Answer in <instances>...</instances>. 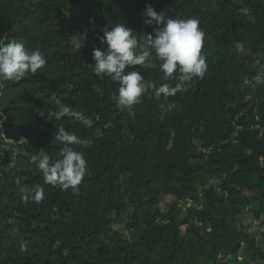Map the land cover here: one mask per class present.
Listing matches in <instances>:
<instances>
[{
    "label": "trees",
    "instance_id": "1",
    "mask_svg": "<svg viewBox=\"0 0 264 264\" xmlns=\"http://www.w3.org/2000/svg\"><path fill=\"white\" fill-rule=\"evenodd\" d=\"M147 5L199 21L207 70L175 96L157 99L149 87L131 110L119 109V84L95 75L93 51L106 50L103 33L117 23L138 36L153 33ZM26 19L40 37L12 31ZM2 35L26 39L47 63L34 74L38 89L0 107L7 117L0 125V264H264L241 222L251 204L258 216L264 212V137L251 129L257 118L264 126V84L254 80L264 68V0H0ZM155 64L126 71L156 87L175 86ZM3 88L0 82V94ZM54 98L92 127L56 120ZM234 123L243 127L236 139ZM61 126L88 142L71 146L87 162L75 191L45 183L33 160L40 149L52 162L61 158ZM209 147L215 151L206 157ZM208 178L221 180L222 193L203 190ZM169 195L175 202L163 210ZM189 198L198 208L183 216L177 204Z\"/></svg>",
    "mask_w": 264,
    "mask_h": 264
},
{
    "label": "clouds",
    "instance_id": "2",
    "mask_svg": "<svg viewBox=\"0 0 264 264\" xmlns=\"http://www.w3.org/2000/svg\"><path fill=\"white\" fill-rule=\"evenodd\" d=\"M145 23L156 25L153 33L138 36L132 29L117 23L110 30L104 31L101 43L106 50L93 51L92 70L95 75L103 78L111 77L119 84L118 96L115 103L119 109H129L137 104L140 97L151 87L154 96L159 99L175 96L186 91V84L195 78H202L207 70L205 56L202 55L204 33L199 28V21L195 18H169L164 12H157L151 5L146 6ZM83 37L76 36L73 41L75 49H80ZM159 61V68L163 72V79H175L177 83H168L156 87L144 81V77L137 71H126L131 66L153 68ZM47 60L40 50L29 51L26 45L16 39L0 37V82L21 81L29 74H37L45 67ZM178 75H174L177 74ZM256 84H264V68L254 77ZM57 110L52 113L56 120L64 117L72 118L73 122H80L85 127H92L93 121L79 111L72 110L61 99L54 98ZM169 105V110L174 107ZM50 119V118H49ZM55 140L64 145L59 159L52 162L45 149H40L37 167L43 175L45 183L59 186L61 190H76L87 173V162L83 153L75 151L72 145L87 144L74 132L67 131L63 126L57 128ZM43 196L40 187L33 189L32 198L39 202ZM27 198V197H25Z\"/></svg>",
    "mask_w": 264,
    "mask_h": 264
},
{
    "label": "rangeland",
    "instance_id": "3",
    "mask_svg": "<svg viewBox=\"0 0 264 264\" xmlns=\"http://www.w3.org/2000/svg\"><path fill=\"white\" fill-rule=\"evenodd\" d=\"M15 5H18V3H15ZM104 17L107 18V16H104ZM22 28H26V29L30 30V33L32 35L40 37V33L34 28V26L32 24V19H26L22 24L15 26L12 31L15 32V33L16 32H20V30H22ZM7 39H16L18 41L23 42L26 45V39H24V38L11 36V37H6L5 41ZM26 48H27V45H26ZM240 53L241 54H246L247 52L245 50H243L242 48H240ZM18 82L20 83V81H18ZM18 82H16V81H11V82L4 81L3 82L4 85H5V88H3V91L0 94V107H3L4 105L9 104L13 99L16 98L17 94L19 92H21L22 90L38 89V84L35 82L33 74H29L25 78V81L21 82V84L19 86H12L13 84L18 83ZM6 118H7L6 116H4L3 118H0V125H2V126L4 125ZM3 149H4V146L0 143V150H3ZM212 179L213 178H208L207 179V184H206V186L204 187L203 190H207L209 188H212V181H211ZM217 182H219V179H218ZM245 194H246V196H249V197L256 196V193H254V192H245ZM174 202H175V198L173 196H171V195L166 196L162 200L161 208L163 210H167L169 205L174 203ZM177 206H178V204H177ZM243 212H244V210H243ZM181 213H182L183 216H185L187 214V213H183L182 210H181ZM241 222H242V224L246 225V221H243V219H242ZM117 227L120 230H123V228H124L123 225H118ZM250 237H251V239H253L252 236H250ZM256 247L259 248L260 250L264 251V238H263V236L261 237V241L256 243ZM252 264H263V262L262 261H258V262L252 263Z\"/></svg>",
    "mask_w": 264,
    "mask_h": 264
},
{
    "label": "built area",
    "instance_id": "4",
    "mask_svg": "<svg viewBox=\"0 0 264 264\" xmlns=\"http://www.w3.org/2000/svg\"><path fill=\"white\" fill-rule=\"evenodd\" d=\"M259 119L257 118V123L251 126V129L254 131H257L259 134V138L264 137V126H262L260 123H258ZM236 126L235 132L233 133V139H236L240 132L243 130V127L240 125ZM215 151V147H209L203 149V154L208 157ZM259 167L261 170L264 171V154L259 158ZM212 188L216 190L218 193H222L221 188V180L219 179V182L217 178H213L212 180ZM179 209L182 210L183 213H188V211L192 208H198V205L192 200V199H186L183 201H179L178 203ZM258 211V205L257 204H251L248 207L244 209L243 212V221H246V225H244L245 232L252 236L255 240V243H258L261 241V237L264 238V212L261 213L259 216L257 215ZM250 222V223H249Z\"/></svg>",
    "mask_w": 264,
    "mask_h": 264
},
{
    "label": "water",
    "instance_id": "5",
    "mask_svg": "<svg viewBox=\"0 0 264 264\" xmlns=\"http://www.w3.org/2000/svg\"><path fill=\"white\" fill-rule=\"evenodd\" d=\"M104 20H105L107 23H109V21H110V16H107V18H105ZM251 103L253 104L254 102L251 101ZM23 140H25V139L23 138ZM9 142H12V140H10Z\"/></svg>",
    "mask_w": 264,
    "mask_h": 264
},
{
    "label": "flooded vegetation",
    "instance_id": "6",
    "mask_svg": "<svg viewBox=\"0 0 264 264\" xmlns=\"http://www.w3.org/2000/svg\"><path fill=\"white\" fill-rule=\"evenodd\" d=\"M110 22V21H109Z\"/></svg>",
    "mask_w": 264,
    "mask_h": 264
}]
</instances>
